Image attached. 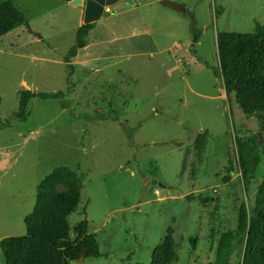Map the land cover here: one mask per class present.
I'll return each mask as SVG.
<instances>
[{"label":"rangeland","instance_id":"374dc122","mask_svg":"<svg viewBox=\"0 0 264 264\" xmlns=\"http://www.w3.org/2000/svg\"><path fill=\"white\" fill-rule=\"evenodd\" d=\"M174 1L189 13L149 0L106 6L69 73L63 55L83 6L13 0L27 23L0 37V239L25 234L40 181L66 166L81 177L66 237L86 219L99 252L69 264H149L168 227L176 260L165 264H242L238 209L253 206L259 186L264 193V127L226 95L216 34L252 32L264 0ZM67 88L31 98L28 116L14 117L19 90ZM236 140L258 145L246 184Z\"/></svg>","mask_w":264,"mask_h":264},{"label":"trees","instance_id":"16d2710c","mask_svg":"<svg viewBox=\"0 0 264 264\" xmlns=\"http://www.w3.org/2000/svg\"><path fill=\"white\" fill-rule=\"evenodd\" d=\"M25 14L13 0L0 1V37L14 28L26 24ZM94 23L79 25L75 30L74 43L63 55L67 72L73 73L71 60L79 49L88 44V34ZM219 50L218 75L226 95L234 94V100L246 117L261 116L264 127V22L256 23L248 33L226 31L216 34ZM198 36L193 33L192 42ZM200 59V58H199ZM69 92L18 91V105L14 117L24 120L28 116L27 105L31 98L55 99ZM204 133H199L195 146L201 151ZM240 172L244 184L254 175L259 163V150L255 140H236ZM81 177L66 166L54 168L38 185L32 212L24 217L26 232L21 236H6L0 239V251L4 264H69L84 257L98 256V243L89 233L86 219L73 226L74 239H67L69 229L67 215L79 201ZM53 184H63L67 193L48 191ZM237 229L245 236L242 264H264V193L259 186L253 206L249 209L241 203L238 209ZM167 228L163 240L153 249L149 264H165L176 260L175 242ZM224 253V252H223ZM224 256L222 255L221 259ZM222 263V262H221ZM223 264V263H222Z\"/></svg>","mask_w":264,"mask_h":264},{"label":"water","instance_id":"95a60500","mask_svg":"<svg viewBox=\"0 0 264 264\" xmlns=\"http://www.w3.org/2000/svg\"><path fill=\"white\" fill-rule=\"evenodd\" d=\"M68 3L73 5L81 4L83 6L82 24L93 23L98 20L105 7L115 4L121 0H66ZM159 3L165 7L171 8L180 13H188L189 7L184 3L176 2L174 0H158ZM255 116H259L256 114ZM258 142L261 141V136L258 133ZM84 258V253L78 258V261Z\"/></svg>","mask_w":264,"mask_h":264},{"label":"crops","instance_id":"0c3cea01","mask_svg":"<svg viewBox=\"0 0 264 264\" xmlns=\"http://www.w3.org/2000/svg\"><path fill=\"white\" fill-rule=\"evenodd\" d=\"M147 3H150V4H152V5H154V4L161 5V4L159 3L158 0H149V2H147ZM87 45H88V44H87ZM87 45H86V46H87ZM86 46H85V47H86ZM83 48H84V47H83ZM79 50H80V49H79ZM79 50H78V51H79ZM195 58H196V57H195ZM196 60H197V58H196Z\"/></svg>","mask_w":264,"mask_h":264},{"label":"flooded vegetation","instance_id":"af4514ba","mask_svg":"<svg viewBox=\"0 0 264 264\" xmlns=\"http://www.w3.org/2000/svg\"><path fill=\"white\" fill-rule=\"evenodd\" d=\"M189 11H190V9H189ZM189 11H188V13H189ZM194 43H195V42H194ZM190 51L193 53L194 56L197 57L196 52H195V50H194L193 48H190Z\"/></svg>","mask_w":264,"mask_h":264}]
</instances>
